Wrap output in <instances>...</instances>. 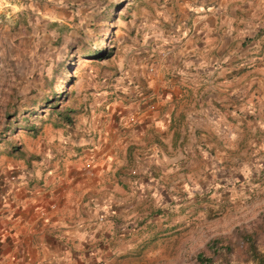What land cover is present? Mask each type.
Wrapping results in <instances>:
<instances>
[{
  "label": "crops",
  "instance_id": "obj_1",
  "mask_svg": "<svg viewBox=\"0 0 264 264\" xmlns=\"http://www.w3.org/2000/svg\"><path fill=\"white\" fill-rule=\"evenodd\" d=\"M138 2L156 13L123 16L93 104L0 176L3 263L62 264L264 148V0Z\"/></svg>",
  "mask_w": 264,
  "mask_h": 264
},
{
  "label": "rangeland",
  "instance_id": "obj_2",
  "mask_svg": "<svg viewBox=\"0 0 264 264\" xmlns=\"http://www.w3.org/2000/svg\"><path fill=\"white\" fill-rule=\"evenodd\" d=\"M149 4L145 7L138 0H0V127L7 121L4 117L7 103L18 105L17 95L20 105L25 107L37 102L27 94L32 95L40 87L42 70L60 62L70 45L71 78L57 73L53 89L68 93L65 105L72 99L76 107L92 105L90 92L99 90L96 80L109 60L81 55L80 47L85 45L81 37L91 48L98 41L97 49L103 52L115 49L123 16L156 13ZM59 36L60 43L55 41ZM42 108H34L35 112L24 122L20 119L21 107H16L17 128L13 120L8 136L25 155L26 146L30 148L38 134L33 136L25 129L32 125L53 127L48 123L53 116ZM4 142L0 139V176L11 170L10 162L25 156L9 153ZM259 151L263 153L264 148ZM260 153L246 155L247 159L231 170L209 164V170L196 181V188L202 191L171 194V203L164 202L167 199L164 198L159 204L160 197H155L153 210L149 203L134 210L136 216L124 218L123 224H134L127 234L111 235L105 241L83 242L77 256L57 258L56 262L200 264L195 255L202 251L210 258V264H254L249 259L247 241L253 239L264 255V155ZM158 205L161 209L155 211ZM213 238L220 239V249L212 251L206 247ZM3 262L0 259V264Z\"/></svg>",
  "mask_w": 264,
  "mask_h": 264
},
{
  "label": "trees",
  "instance_id": "obj_3",
  "mask_svg": "<svg viewBox=\"0 0 264 264\" xmlns=\"http://www.w3.org/2000/svg\"><path fill=\"white\" fill-rule=\"evenodd\" d=\"M82 42H84L85 45H82L80 48V54L87 57L88 59H99L101 56V53H103V50L97 49L98 41L94 42L93 48L88 45V41L84 39V37H81ZM56 42L60 43L61 37H57L55 39ZM72 46L66 47L65 50V56L63 59H61L60 62L57 64H54L52 66H45V68L41 72V85L39 88H36L35 91H33L32 95L27 94V97L34 96L37 102L32 103L30 106L25 107V105H20L21 102L19 101L18 95L16 96L15 101L18 105L16 107H21V114L20 119L24 122H27L28 116L32 115L34 111V108H40L43 106L42 109L49 110V115L53 116V119H48V123L51 124L54 128L61 127L63 125H70L73 123V115L80 113L81 107L78 105L75 106V100L72 99L71 103L68 105H65L67 99H68V93L66 92H60L57 93L53 89V79L54 77L58 75L61 77L64 75V77L69 75V69L71 68L68 59L69 52L72 51ZM67 51V53H66ZM71 78V77H70ZM69 96L72 97V93H69ZM20 97V96H19ZM16 107L13 106L12 102L7 103L4 117L7 119L6 123H4L0 127V139L4 143L7 144L9 147V153L17 154L19 153V157H23L25 154L23 151H21L20 146L16 145L8 136V132L10 130V124L13 121V124H17V121H15V114H17ZM15 128L17 126L15 125ZM30 134H33V136H36V134L39 132L40 128L35 126H30L28 129ZM221 241L219 238H213L212 240L208 241L206 243V247L210 250L214 251L217 249H220ZM247 252L249 255V259L254 264H264V255L262 252H260L255 244V241L253 239L247 241ZM223 255V254H222ZM227 257V253L224 254V258ZM196 260L200 264H210V258L206 256L202 251L196 253L195 255Z\"/></svg>",
  "mask_w": 264,
  "mask_h": 264
}]
</instances>
